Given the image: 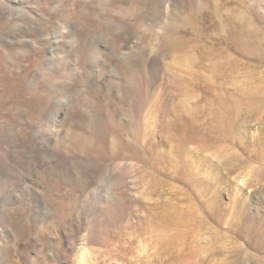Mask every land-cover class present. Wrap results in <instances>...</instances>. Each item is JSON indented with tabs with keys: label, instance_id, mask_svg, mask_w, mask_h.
<instances>
[{
	"label": "rangeland",
	"instance_id": "1",
	"mask_svg": "<svg viewBox=\"0 0 264 264\" xmlns=\"http://www.w3.org/2000/svg\"><path fill=\"white\" fill-rule=\"evenodd\" d=\"M57 1L23 0L51 26L9 35L68 41L82 16ZM128 1L94 17L98 62L0 37V264H264V0H177L160 19Z\"/></svg>",
	"mask_w": 264,
	"mask_h": 264
},
{
	"label": "bare ground",
	"instance_id": "2",
	"mask_svg": "<svg viewBox=\"0 0 264 264\" xmlns=\"http://www.w3.org/2000/svg\"><path fill=\"white\" fill-rule=\"evenodd\" d=\"M48 1V0H47ZM120 1L122 3L123 0H58L54 4H51L50 11H57L60 10L63 13L64 12H69L73 8L78 7L79 13H81L82 16V22L81 24H78L77 28L75 31H73V35L69 37V40L66 41L65 43L62 42V40L59 37V28L58 25L53 26V33L55 35H58V37L54 38L51 42H46V43H40L38 42L35 38H30V39H24V40H17L14 39L9 35V33H12L15 30H23V31H33V30H38L42 31L44 33L45 28H47L51 24L47 20H41V17L35 16V13L33 8L31 6L26 5L23 3V0H0V20L2 21H11L9 22V27L5 30L2 31V34L0 35L1 37V42L4 43H11V42H18L22 44L21 48L17 49V53L19 56H25L29 54L31 51H38L41 52L43 51L46 55V58H43V63H47L50 58H59L61 59V54L62 58L64 56H72L76 54L73 51V47L77 45V42L81 43V52L79 55L85 56V58H89V61L91 59H95V29L93 26L94 22V17L96 15L100 16V18H105L108 12L111 10V7L113 3ZM128 1V0H127ZM141 1V0H140ZM148 1V0H147ZM150 1V0H149ZM177 0H154L155 2V8L157 9V19H160V17L164 14L165 10H169L174 5L176 4ZM46 2V1H44ZM50 2V1H49ZM129 2V1H128ZM47 3V2H46ZM45 4V3H44ZM49 4V3H48ZM127 4V3H126ZM144 4H146V1H144ZM120 6V4H117V6ZM131 5V4H130ZM177 5V4H176ZM114 6V7H117ZM118 6V7H119ZM145 6V5H144ZM45 7V6H44ZM47 7V6H46ZM45 7V8H46ZM117 7V8H118ZM122 7V6H121ZM126 7V6H125ZM49 8V7H48ZM116 10V9H115ZM114 10V12H115ZM118 10V9H117ZM175 10V9H174ZM183 10V9H182ZM113 11V9H112ZM111 12V11H110ZM109 12V13H110ZM123 12V11H122ZM125 12V11H124ZM38 13V12H37ZM36 13V15H38ZM117 13V12H116ZM126 14V13H125ZM127 15V14H126ZM113 17V16H112ZM163 17V16H162ZM46 18V17H45ZM97 18V17H96ZM42 19V18H41ZM99 19V18H98ZM96 20V19H95ZM67 22V21H66ZM123 22V21H122ZM129 22V21H128ZM76 27V25H75ZM72 31V30H71ZM130 31V30H129ZM58 32V33H57ZM117 32V31H115ZM61 33V32H60ZM130 33V32H129ZM46 34V33H45ZM53 35V34H52ZM63 35V34H61ZM64 36V35H63ZM119 37V36H118ZM64 38V37H63ZM68 39V38H67ZM127 39V38H126ZM129 39V38H128ZM49 40V39H48ZM101 42H104V39L101 37L100 39ZM79 43V44H80ZM110 43V42H109ZM122 43L125 45L126 41L123 40ZM112 46V45H111ZM126 46V45H125ZM67 49L66 53L64 49ZM121 48V47H120ZM131 48V47H130ZM60 49V51H59ZM111 49V48H110ZM119 49V48H118ZM99 50V49H98ZM117 50V49H116ZM16 53V54H17ZM60 54V55H59ZM115 54V53H114ZM43 55V54H42ZM80 57V56H79ZM100 57V56H99ZM129 57V56H128ZM39 58V57H38ZM42 58L40 59L42 62ZM84 58V59H85ZM76 60V59H75ZM85 60V61H87ZM99 60V58H98ZM104 60V59H103ZM121 60V59H120ZM151 60V59H150ZM149 60V61H150ZM93 61V60H92ZM94 61H97L96 59ZM123 61V60H122ZM98 62V61H97ZM96 62V63H97ZM111 62V61H110ZM131 62V61H130ZM147 63V61H146ZM149 63V62H148ZM94 64V62H93ZM117 64V63H116ZM138 65V64H137ZM89 66V65H88ZM92 66V65H90ZM100 66V65H99ZM78 67V66H77ZM38 68V67H37ZM33 69L34 75L41 76L42 71L39 69ZM40 68V66H39ZM84 68V67H83ZM91 68V67H90ZM55 69V68H54ZM58 69V68H57ZM86 71V68L84 69ZM113 70V69H112ZM100 71V70H99ZM102 73V72H101ZM44 74V73H43ZM32 75V74H31ZM33 75V76H34ZM99 75V74H98ZM18 76V75H17ZM90 75L88 74V77ZM95 78V77H94ZM90 79V78H89ZM60 80V79H59ZM78 80V79H77ZM77 82V81H76ZM72 84V83H71ZM69 90L71 92L74 91V87H69ZM136 89V88H135ZM53 90V89H52ZM61 90V89H60ZM66 90V89H65ZM57 91V90H56ZM55 91V92H56ZM62 91V90H61ZM53 93V92H52ZM54 94V93H53ZM74 95V94H73ZM72 95V96H73ZM60 103V102H59ZM89 108V107H88ZM51 110L54 112L55 120L57 121H65V119L69 116L72 119L75 120L77 119L78 116V111L69 109L65 105H55V103L52 104ZM83 111V110H82ZM71 119V120H72ZM67 120V119H66ZM78 121V120H77ZM82 121V120H81ZM84 121V120H83ZM82 121V122H83ZM55 122V121H54ZM80 122V121H79ZM82 125V124H81ZM68 126V125H67ZM76 130V129H75ZM54 132V131H53ZM25 133V132H24ZM57 135V134H56ZM55 135V136H56ZM25 138V137H24ZM54 135L53 133L48 132L46 129H37L34 128L31 132V139L33 142V145H31V151L33 152L34 156L38 155H48V159L53 161L55 159L56 155L50 153V144L51 141L53 140ZM107 139V138H106ZM55 140V139H54ZM106 142V141H105ZM116 142V141H115ZM113 148V147H112ZM57 152V151H56ZM70 152V151H69ZM67 155V154H66ZM62 156V155H61ZM108 157V156H107ZM38 158V157H37ZM40 159V158H39ZM106 159V158H105ZM37 161V160H36ZM104 161V160H103ZM44 163V162H43ZM42 164V163H41ZM71 164V163H70ZM69 166V165H68ZM73 167V166H72ZM88 176V175H87ZM30 177V176H29ZM26 179V178H25ZM24 180V179H23ZM107 181V180H106ZM21 182L18 184L21 186ZM85 188V187H84ZM18 189V188H17ZM97 190V189H96ZM100 190V189H99ZM38 209V208H37Z\"/></svg>",
	"mask_w": 264,
	"mask_h": 264
}]
</instances>
